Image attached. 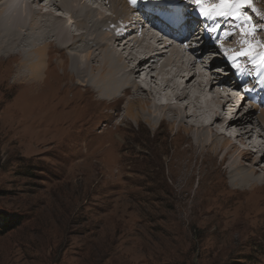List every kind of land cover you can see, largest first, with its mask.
Instances as JSON below:
<instances>
[{
	"label": "rangeland",
	"instance_id": "obj_1",
	"mask_svg": "<svg viewBox=\"0 0 264 264\" xmlns=\"http://www.w3.org/2000/svg\"><path fill=\"white\" fill-rule=\"evenodd\" d=\"M255 1L264 10V0ZM19 82L0 79V211L22 218L0 233V264H264L263 218L242 224L237 205H222L215 187L219 180L226 183L227 175L197 155L189 160L184 147L174 144L169 124L162 134L146 122L128 124L126 96L85 116L80 107H67L76 99L93 107L84 89L52 102L30 95L33 85ZM56 107L50 121L64 120L58 132L43 126ZM82 116L83 127L73 126L74 117ZM128 146L137 154L132 173ZM188 161L193 181L191 189L181 190L173 176L181 170L183 179ZM163 178L174 192L167 184L165 189ZM131 185L136 207L129 202ZM171 213L182 227L162 217Z\"/></svg>",
	"mask_w": 264,
	"mask_h": 264
},
{
	"label": "bare ground",
	"instance_id": "obj_2",
	"mask_svg": "<svg viewBox=\"0 0 264 264\" xmlns=\"http://www.w3.org/2000/svg\"><path fill=\"white\" fill-rule=\"evenodd\" d=\"M220 2L204 0L209 7ZM104 6L111 11L104 12ZM52 7L61 11L56 13ZM135 12H143L142 20ZM243 12L256 28L250 42H259L261 46L255 51L264 52L263 8L252 0ZM66 13L70 17H63ZM170 13L183 15L187 21L201 20L191 0H137L135 5L130 0H0V79L31 84L30 95L45 96V101L52 102L77 94L82 88L83 95L92 99L93 107L89 103L84 108L80 105L82 99L67 107H80L85 116L98 106L118 104L126 96L124 118L128 124L131 121L143 126L146 122L160 134L165 132L161 127L169 124L174 131V144L184 147L181 152L188 153L189 160H195L197 155V159L214 163L219 173L227 175V182L219 180L215 187L222 205H237L242 224L251 217L263 218L264 222V167L257 168L259 162L264 163V67L254 66L247 57L241 58L247 72L236 74L233 79L235 72L218 48L219 43L230 50L246 47L242 45L244 36L236 27L239 21L213 17L206 30L220 23L218 32L209 31L203 36L206 39H192L188 29L178 39L173 27H157L151 20L152 14L163 20ZM226 31L232 35L224 37ZM206 59H211L208 65ZM215 63L217 67L213 68ZM245 82H249L247 87L243 86ZM242 87L250 92L239 99ZM247 99L250 105L245 107ZM57 109L51 108L43 123L47 129L57 128L56 132L64 127L63 119L50 121ZM83 116L74 117L73 126L83 127ZM186 142L189 145H184ZM132 147L128 146L127 151L131 173L137 155ZM189 164L188 161L185 165L189 173L183 179L181 170L173 176L181 190L189 189L193 181ZM140 180L141 192L145 185L144 179ZM162 181L165 189L170 186L165 178ZM134 187L128 186L127 191L129 202L136 207ZM170 191L174 192L172 186ZM164 215L167 222H177L182 227L178 214Z\"/></svg>",
	"mask_w": 264,
	"mask_h": 264
},
{
	"label": "snow or ice",
	"instance_id": "obj_3",
	"mask_svg": "<svg viewBox=\"0 0 264 264\" xmlns=\"http://www.w3.org/2000/svg\"><path fill=\"white\" fill-rule=\"evenodd\" d=\"M132 4H136L137 0H130ZM192 4L196 6L198 9L199 15L202 17L211 19L213 17H222L226 20L228 18H232L240 23L236 25V27L240 30L244 39L242 40V45L246 47H242L241 50H230L226 49L223 43H219L218 51L225 57L226 62L229 64V67L234 70L236 74H245L247 72L246 67L243 66L241 62V58H248V61L256 67H264V52L255 51L256 47L261 46L259 42L253 45L249 37H253L256 32V28L254 25H251V17L246 15L243 12L245 6H250L252 0H221L219 4L206 6L204 0H191ZM158 6H166V5H158ZM176 23L183 27L179 20ZM221 24L214 23L209 31L212 33H216L220 30ZM224 37H228L232 35L230 31H226L223 33ZM219 42V37H216ZM232 53L231 55L229 53ZM245 92L250 91L248 88H244Z\"/></svg>",
	"mask_w": 264,
	"mask_h": 264
},
{
	"label": "trees",
	"instance_id": "obj_4",
	"mask_svg": "<svg viewBox=\"0 0 264 264\" xmlns=\"http://www.w3.org/2000/svg\"><path fill=\"white\" fill-rule=\"evenodd\" d=\"M21 217L7 211H0V233L7 232L21 222Z\"/></svg>",
	"mask_w": 264,
	"mask_h": 264
}]
</instances>
